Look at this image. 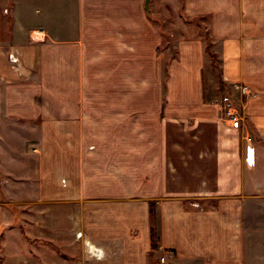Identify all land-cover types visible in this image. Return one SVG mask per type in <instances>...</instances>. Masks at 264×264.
Here are the masks:
<instances>
[{
    "label": "crops",
    "instance_id": "1",
    "mask_svg": "<svg viewBox=\"0 0 264 264\" xmlns=\"http://www.w3.org/2000/svg\"><path fill=\"white\" fill-rule=\"evenodd\" d=\"M175 1L181 29L205 35L170 53L158 0H0L7 253L23 252L12 224L25 208V236L62 259L44 264H264L247 230L264 199V0ZM220 87L244 103L238 128L216 104ZM16 259L1 264H40Z\"/></svg>",
    "mask_w": 264,
    "mask_h": 264
},
{
    "label": "rangeland",
    "instance_id": "2",
    "mask_svg": "<svg viewBox=\"0 0 264 264\" xmlns=\"http://www.w3.org/2000/svg\"><path fill=\"white\" fill-rule=\"evenodd\" d=\"M159 1V7H160V17L156 18L154 20L155 24L158 25L161 33L165 36V46L168 48V52L174 53V47H173V41L175 39H180V38H188L189 33H196V36H203L205 35L204 29L200 28L195 22H192L190 25H188V29H181L179 19H178V12L176 13L175 11V6L177 3L175 0H158ZM178 11V10H177ZM208 43V42H207ZM210 50V48H209ZM213 54V53H212ZM215 56L213 54V58L211 61L214 62ZM212 62V63H213ZM223 87H220L218 90L214 92L213 97L218 96L219 93H222ZM254 206H250L247 212V230L250 231V236L255 237L258 239L259 243L264 246V199L262 200H256L253 202ZM14 212V220L12 226H15L17 228V225H20L24 227V231L26 232L27 235H29V221L28 219L30 218L31 212H29L25 208H16L13 209ZM14 228L10 232V236L13 239L20 237L19 231ZM1 232V231H0ZM260 233V234H259ZM259 234V235H258ZM261 237H258L260 236ZM21 238V239H20ZM18 238L17 242L21 247V250L23 251L22 253H27L30 252L31 255H33V262L35 263H40L44 264L45 262H56V260L60 261L62 260L59 255H56L57 253L54 251L52 247H49L46 245L44 242H41L40 239L33 240V241H27L23 237ZM13 243V242H12ZM13 247V244L11 245V248H8V250L11 251ZM73 248H71L70 252L77 257L78 255L81 257H85L86 259L94 257L90 252H88V248L83 246V250L80 251L81 246L77 244L72 245ZM69 248L65 250L63 247L62 250H64V253L68 251ZM7 249H3L0 246V264L1 260H5L8 258H11L12 256L14 257V261L17 260L19 256H22L21 254H15L11 255L7 253ZM69 253V254H71ZM22 261V260H21Z\"/></svg>",
    "mask_w": 264,
    "mask_h": 264
},
{
    "label": "built area",
    "instance_id": "3",
    "mask_svg": "<svg viewBox=\"0 0 264 264\" xmlns=\"http://www.w3.org/2000/svg\"><path fill=\"white\" fill-rule=\"evenodd\" d=\"M231 89L237 91L241 96L249 95L248 88L239 83L231 84ZM216 104L221 109L223 119L229 124V126L233 128H238L241 124V121L244 119L243 101L240 100L239 102H236L232 98L230 92L226 90L219 95ZM79 235L80 233H77V236ZM164 262V257H160L159 264H163Z\"/></svg>",
    "mask_w": 264,
    "mask_h": 264
},
{
    "label": "trees",
    "instance_id": "4",
    "mask_svg": "<svg viewBox=\"0 0 264 264\" xmlns=\"http://www.w3.org/2000/svg\"><path fill=\"white\" fill-rule=\"evenodd\" d=\"M209 48H210V44H209V42H208V43L206 44V49H207L208 53L210 54V56L213 58V54L211 53V51L209 50ZM20 231H21L22 235L25 237V239H26L27 241H33V240H37V241H39L38 239H33V240H31V239H29L28 237H26L25 234H24V231H23V228H22V227H20ZM40 241H42V240H40ZM151 241H152V248H153V249L157 248V247H156V235H155V232H154L153 230H151ZM42 242H45V241H42Z\"/></svg>",
    "mask_w": 264,
    "mask_h": 264
},
{
    "label": "water",
    "instance_id": "5",
    "mask_svg": "<svg viewBox=\"0 0 264 264\" xmlns=\"http://www.w3.org/2000/svg\"><path fill=\"white\" fill-rule=\"evenodd\" d=\"M149 1H150V0H145L144 5H145L146 8L148 7Z\"/></svg>",
    "mask_w": 264,
    "mask_h": 264
}]
</instances>
